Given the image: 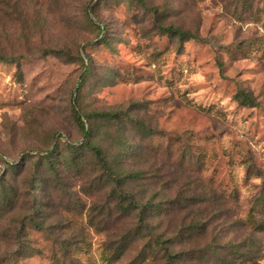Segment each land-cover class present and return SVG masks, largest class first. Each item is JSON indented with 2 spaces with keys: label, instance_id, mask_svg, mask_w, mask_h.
<instances>
[{
  "label": "rangeland",
  "instance_id": "1",
  "mask_svg": "<svg viewBox=\"0 0 264 264\" xmlns=\"http://www.w3.org/2000/svg\"><path fill=\"white\" fill-rule=\"evenodd\" d=\"M74 108L121 112L92 140L142 173L122 187L141 208ZM249 220L264 224V0H0V264H165L157 238L179 264H264Z\"/></svg>",
  "mask_w": 264,
  "mask_h": 264
},
{
  "label": "trees",
  "instance_id": "2",
  "mask_svg": "<svg viewBox=\"0 0 264 264\" xmlns=\"http://www.w3.org/2000/svg\"><path fill=\"white\" fill-rule=\"evenodd\" d=\"M159 29H160L161 33L164 35H169L171 37L179 38L181 43L187 42L189 40L203 41L202 39H200L196 35L189 33V32L182 31L181 29L175 28L173 26H161ZM101 31L104 32V29H102ZM236 97H237L238 101L243 105L254 106L256 104V99L246 91L240 90ZM120 115H121L120 111H108V112L91 113V114H87L84 116L75 108L73 109L74 120L80 126V128L82 129V131L84 133V140H85L84 145L92 152V154L94 155V157L96 158V160L98 161L100 166L102 167L103 172L105 173L104 177H106L108 179V181L114 185V188H113L114 195L120 196V198L122 200L130 201V203H129L130 207L141 208L139 203H137L135 197L132 194H130L129 192L124 191V189L122 187H124L126 185V183H128L130 180L133 181V180L141 179L142 173L140 171H138V172H135L129 176L118 174L116 172L114 166L111 165L109 163V161L107 160L102 147L99 146L96 142H94L92 140L94 138L96 130L98 129V125H97L98 120L104 119V120L111 123L113 121H117L119 119ZM85 118L89 121V125L84 121ZM92 121H93V124H91ZM134 122L138 123L137 120H134ZM70 147L72 150L71 153L74 155V158H73V161L71 164L76 165L77 164L76 160L78 159V157L76 156L78 149L75 148V146L72 144L70 145ZM55 153H56V150L53 149L52 151L43 154L42 157L40 158L41 163L42 164L45 163L46 166L49 167L51 170H54L52 157ZM12 166H15V164H13ZM2 193H6L5 186L3 188ZM123 202L124 201H121V204H122L121 210L123 212L129 214L131 211H136V210H130L132 208H128L127 206H124L125 204H123ZM151 206H152V204L148 203V204L144 205V207H142L141 210L146 211V210L150 209L149 207H151ZM135 209H137V208H135ZM140 221H141L140 222L141 225H143L142 228L144 227V229H147V226H144V224L142 222L143 221L142 218ZM248 225L249 226L251 225L252 227H254L256 229V231L257 230L260 232L264 231V224L255 223L254 221L252 222V220L251 221L249 220ZM37 226H38V224H37ZM155 244L159 249L155 253H158L159 251H162L164 253V258L166 259L165 264H179L178 259L181 255L175 253L174 251L172 252L171 248L166 247L165 243L162 242L159 238H157L155 240ZM247 253L249 254L250 252H247ZM122 255H123V252L120 251L116 256V259L120 258ZM244 255H246V253H244ZM246 260L247 261H254V259L250 258V256L247 257Z\"/></svg>",
  "mask_w": 264,
  "mask_h": 264
}]
</instances>
